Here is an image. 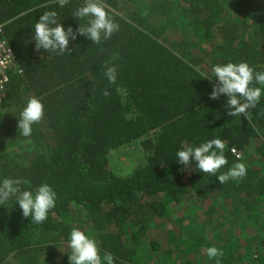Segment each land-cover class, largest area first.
Instances as JSON below:
<instances>
[{"label":"trees","instance_id":"trees-1","mask_svg":"<svg viewBox=\"0 0 264 264\" xmlns=\"http://www.w3.org/2000/svg\"><path fill=\"white\" fill-rule=\"evenodd\" d=\"M105 3L119 31L100 44L78 36L58 56L36 50L35 22L56 10L76 30L82 0L64 8L58 0H0L18 62L0 101V179L57 192L42 224L12 201L0 205V264H69L73 228L114 264H215L211 246L223 251L221 264H264V97L231 117L200 75L229 61L264 70V0ZM113 65L110 84L104 73ZM31 97H43L44 117L25 138L18 117ZM215 137L228 158L217 175L243 162L245 177L222 185L177 161L182 143ZM127 149L134 165L115 172Z\"/></svg>","mask_w":264,"mask_h":264},{"label":"clouds","instance_id":"clouds-1","mask_svg":"<svg viewBox=\"0 0 264 264\" xmlns=\"http://www.w3.org/2000/svg\"><path fill=\"white\" fill-rule=\"evenodd\" d=\"M60 8H64L68 0H58ZM77 20L78 27L73 30L61 23L62 19L56 10L43 12L34 25L36 50L39 52L63 55L71 51L70 41L83 36L94 44L108 40L113 33L119 31L120 25L109 12L105 0H82L72 14ZM108 82L114 84L117 80V68L107 67L104 73ZM202 79L211 82L209 98L217 100L225 97L228 115L236 117L247 115L250 109L256 108L264 97V70H257L247 61L227 62L215 64L208 71H201ZM256 85V86H254ZM109 93L107 90L104 95ZM45 104L43 97H31L22 107L18 117L19 135L29 138L33 133V125L44 117ZM226 142L215 137L199 144L182 143L176 152L177 161L186 167H194L204 174L216 176L223 185L229 181L239 180L247 175L245 163L235 162L227 171L217 173L228 165L225 155ZM236 153V149H232ZM241 158L237 155V161ZM28 182L19 177H4L0 179V205L9 201L18 204L22 216L31 219L32 223L42 224L48 219L50 210L56 207L57 192L48 183H42L38 188L29 190L24 187ZM70 248L69 264H114V257L110 252L101 254L99 242L87 235L83 230L73 228L67 238ZM209 260L221 264L224 253L216 246L207 248Z\"/></svg>","mask_w":264,"mask_h":264},{"label":"built area","instance_id":"built-area-1","mask_svg":"<svg viewBox=\"0 0 264 264\" xmlns=\"http://www.w3.org/2000/svg\"><path fill=\"white\" fill-rule=\"evenodd\" d=\"M17 55L9 43L4 26L0 24V101L10 80V73L17 68ZM237 155H239L236 151Z\"/></svg>","mask_w":264,"mask_h":264},{"label":"rangeland","instance_id":"rangeland-1","mask_svg":"<svg viewBox=\"0 0 264 264\" xmlns=\"http://www.w3.org/2000/svg\"><path fill=\"white\" fill-rule=\"evenodd\" d=\"M127 148H129V147H127ZM138 148H139V146L136 145L133 148H130V150L134 151V153L135 152L137 153L138 152ZM131 153H133V152H129V149H127L122 154L118 155V157L116 158L118 160L117 163L122 160L123 165H122V162H120L121 166L118 163V167L119 168L115 167L116 168L115 172H119V173H122V174H127L129 172V167L134 165V161H131V164L129 162L130 161L129 156L131 155ZM136 161L139 162V159H137ZM119 169H121V170L118 171Z\"/></svg>","mask_w":264,"mask_h":264}]
</instances>
